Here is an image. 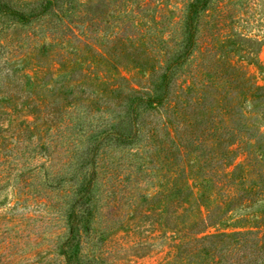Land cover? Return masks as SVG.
<instances>
[{
	"label": "trees",
	"instance_id": "16d2710c",
	"mask_svg": "<svg viewBox=\"0 0 264 264\" xmlns=\"http://www.w3.org/2000/svg\"><path fill=\"white\" fill-rule=\"evenodd\" d=\"M218 1L187 0L180 15L144 21L135 8L155 4L126 0L125 18L114 21L92 17L85 0H0L2 24H41L53 39L43 45L54 49L43 76L0 70V91L10 85L36 114L2 135L0 148L35 150L43 184L64 189L58 246L67 264H82L73 259L104 198L128 206V219L154 215L169 228L163 264H264V208L252 228L211 230L264 199V84L246 67L259 52L242 47L251 37L205 41ZM121 64L146 69V82L137 85ZM8 138L21 145L5 147Z\"/></svg>",
	"mask_w": 264,
	"mask_h": 264
},
{
	"label": "rangeland",
	"instance_id": "374dc122",
	"mask_svg": "<svg viewBox=\"0 0 264 264\" xmlns=\"http://www.w3.org/2000/svg\"><path fill=\"white\" fill-rule=\"evenodd\" d=\"M85 1L90 7V15L99 20L119 21L126 16L121 11L127 5L126 0H109L108 5L107 2L100 4L97 0ZM149 1L155 5L143 8L134 5L133 8L136 7L138 11L135 17L145 21L150 16H160L162 12L169 16L180 15V9L187 0ZM221 1H218L221 4L218 10L222 12H213L210 27L205 28L203 35L205 41L213 39L214 33L224 38L234 35V40H240L243 36L253 38V41L241 44L246 51L258 49L259 52L255 63L246 61V67L259 83L264 84V0ZM161 6L164 8L157 12ZM219 15L222 17L219 18ZM46 35L41 24L35 27H8L0 21V70L7 73L23 69V73L43 76L48 64H51L50 55L54 53V49L45 50L43 47H48L53 41ZM120 67L122 73L137 85L144 84L149 76L146 69L135 64H121ZM9 89L10 85H7L0 91V127L4 128L0 129V141L2 135L16 133L21 128L20 123H34L36 117L29 107L22 105L24 96L17 92L13 94ZM15 103L21 104L16 108ZM10 140L5 139V147ZM11 141L13 145H21ZM35 154L36 151L31 150L24 155L16 152L10 155L0 148V264H67L58 246L59 235L67 229L65 191L52 190L43 184L42 174L34 169L41 163ZM18 177L23 179L21 185ZM152 185L148 182L145 186L151 193L155 190ZM198 196L201 194L198 193ZM201 200L205 205L211 204L214 213L219 210L217 200L210 202L202 197ZM98 205L89 230L83 231L80 253L76 254L73 262L79 258L82 264H163L169 259L170 246L166 236L169 228L156 224V216L133 215L128 219V206L111 207L105 198ZM263 208L264 199L235 208L226 213L211 230L252 228ZM202 209L207 212L206 207ZM194 216L197 217V214Z\"/></svg>",
	"mask_w": 264,
	"mask_h": 264
}]
</instances>
